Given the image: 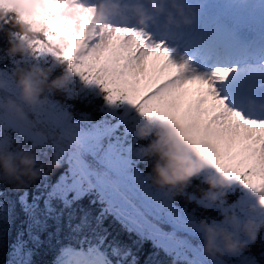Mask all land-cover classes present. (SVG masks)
Returning a JSON list of instances; mask_svg holds the SVG:
<instances>
[{
    "label": "snow or ice",
    "instance_id": "obj_1",
    "mask_svg": "<svg viewBox=\"0 0 264 264\" xmlns=\"http://www.w3.org/2000/svg\"><path fill=\"white\" fill-rule=\"evenodd\" d=\"M113 3L0 0V26L15 22L11 37L21 45L0 57L11 65L0 67V98L18 96L16 68L43 63L67 69L60 91L67 99L103 101L98 121L88 113L77 119L52 90L22 120L0 109V145L51 148L68 164L55 182L43 173L35 192L27 185L14 190L15 200L0 190V222L15 219L18 204L28 225L17 233L8 264H32L28 242L42 243L50 220L56 235L62 222L69 229L54 264H125L130 256L129 264H137L130 248L106 244L101 226L109 215L182 264H264V0H196L188 25L164 24L160 16L141 24L130 8ZM102 10L105 22L98 25ZM140 140L148 143L138 146ZM166 148L201 161L222 183L189 191L204 184L197 174L180 194L188 204H178L138 167L148 157L162 159ZM238 187L257 205L229 202ZM85 197L101 206L94 217L80 206ZM228 213H251L261 227L251 239L241 236L245 246L236 253L210 259L198 224ZM257 241L259 257L250 250Z\"/></svg>",
    "mask_w": 264,
    "mask_h": 264
},
{
    "label": "clouds",
    "instance_id": "obj_2",
    "mask_svg": "<svg viewBox=\"0 0 264 264\" xmlns=\"http://www.w3.org/2000/svg\"><path fill=\"white\" fill-rule=\"evenodd\" d=\"M113 7L130 8L135 14L136 21L141 24L150 21L153 16H160L164 24L188 25L194 22L196 12L195 5L189 0H114ZM104 22L105 15L102 10L97 14L96 23L102 25ZM13 26L15 22L7 27L8 55L21 51L19 42H14L11 37L10 30ZM0 27L5 30V26ZM14 74L19 89L18 96L0 98V109H3L9 117L21 120L24 119L27 109L37 104L48 90L61 91V82L66 75H69L67 69L63 68L59 75L53 76L52 69L36 63L18 67L14 70ZM0 87H3L2 83ZM143 123L141 121V124ZM69 141L73 147L77 145L75 137L71 135ZM165 153L168 154L163 155L162 159H156L152 174L149 176L150 180L155 186L164 190L166 195H180L190 178L200 174L205 166L201 161L184 155L177 148L171 150L166 148ZM146 155L151 156L152 151L149 150ZM61 164L62 159L54 153L50 159H42L38 149L20 145L15 148L0 145V180L16 186H24L39 178L45 169L51 171ZM204 183L208 189H213L222 181L219 177L209 175L204 177ZM222 217L218 222L202 219L198 224L202 238L201 251L210 259L236 253L245 246L241 236L251 239L261 227L252 216L241 217L238 214L228 213L222 214Z\"/></svg>",
    "mask_w": 264,
    "mask_h": 264
},
{
    "label": "trees",
    "instance_id": "obj_3",
    "mask_svg": "<svg viewBox=\"0 0 264 264\" xmlns=\"http://www.w3.org/2000/svg\"><path fill=\"white\" fill-rule=\"evenodd\" d=\"M7 27L8 26L6 25L5 30L0 31V57L6 56L7 49L9 48ZM43 65L48 66L47 64H43ZM8 66H11L10 61L8 60L0 61V67H8ZM62 70H63L62 67H55L52 70V75L53 76L59 75ZM76 86L78 85L76 84L72 85V87H76ZM92 91H98V89L93 88ZM54 96L62 103L70 104L72 106L71 111L73 112L74 116H76L77 119L80 118L78 113H88L92 121H98L103 118V114L100 111V107L103 102L101 99H95L93 100L92 103L89 104L87 101L81 102L79 98L67 99L65 93L60 91L54 92ZM147 143L148 141L146 140H140L138 141V146ZM23 146L30 147V145L28 144H25ZM40 153L42 159H50L53 154V150L51 148H45L41 150ZM146 159H147V163H141L138 165V167L145 174V176L149 177L150 174H152L153 166L155 164L156 158L148 157ZM67 167H68L67 162L62 161L60 167L52 169L51 171L45 169L43 173H47L48 178L52 182H55L60 176V174L67 169ZM213 174H214L213 170L210 168H205L201 172L202 177H206ZM41 176L36 180L30 181L26 184L28 186V191L30 193L36 191V185L41 183ZM148 183L151 184L153 187H157L152 183L150 179L148 180ZM196 183L199 185V188L193 187L190 188L189 191H197V193L199 194L200 189L207 188V185L205 183L204 184H199V182ZM26 185L16 186L4 180H0V190H2L8 198L13 200H15L16 196L18 195V193L14 190L19 189V191L22 192L25 190ZM242 189H243L242 187H238L237 194L228 197L229 202L234 200L236 196L242 192ZM89 199H91V197H85L82 201H80V206H83L85 209H90L92 212V216L94 217L99 212L101 206L99 204L90 205ZM175 200L180 205L188 204L187 199L181 195H176ZM189 207H195V205L192 204L189 205ZM204 214L205 215L211 214L213 216L218 215V213L215 212L204 213ZM77 216H79V213H77ZM26 219L27 218L25 217L24 213L21 212L20 210V206L17 204L15 219L10 221L8 224H4L3 222H0V227L5 229L3 236L0 237V264H8L10 260V254L13 249V245L17 240V233L21 230H26L28 227L26 223ZM48 223H49V227L47 228V230L40 233V240L42 241V243H40L37 246L33 244L31 241L28 242L27 247L33 249V255L31 257L32 264H52L58 255L60 247L63 244L69 243V240L67 238L69 235V229L64 226L63 222L61 224V231L59 235L55 234V229H56L55 222L50 220ZM93 225L95 226V221H93ZM101 227L102 229H106L108 232L106 244L113 243V244H119L121 247L130 248L132 251V255L136 258L137 264H182V262H178L172 256L166 254L162 249L153 247V243L151 240L141 241L135 232L127 231L125 227L111 215H109L104 220L103 225ZM23 238L26 241L29 240L27 231H25ZM250 250L254 254H257V256L259 257V253L261 251V246L259 241H257V244ZM220 258H224V257H220ZM131 260L132 257L131 256L128 257V259L125 261V264H129Z\"/></svg>",
    "mask_w": 264,
    "mask_h": 264
},
{
    "label": "rangeland",
    "instance_id": "obj_4",
    "mask_svg": "<svg viewBox=\"0 0 264 264\" xmlns=\"http://www.w3.org/2000/svg\"><path fill=\"white\" fill-rule=\"evenodd\" d=\"M189 2H196V0H189ZM131 23H135V19H131L130 21ZM243 34V33H242ZM247 35L250 36V33H248ZM235 199H243L247 202L248 205H257V198L255 195H253L252 193H250L248 190L246 189H242V192L239 193ZM233 201V200H232ZM239 216L241 217H246V216H250L251 213H238ZM222 215H220L219 221L222 219ZM54 264V262H53Z\"/></svg>",
    "mask_w": 264,
    "mask_h": 264
},
{
    "label": "bare ground",
    "instance_id": "obj_5",
    "mask_svg": "<svg viewBox=\"0 0 264 264\" xmlns=\"http://www.w3.org/2000/svg\"><path fill=\"white\" fill-rule=\"evenodd\" d=\"M243 33V32H242Z\"/></svg>",
    "mask_w": 264,
    "mask_h": 264
}]
</instances>
